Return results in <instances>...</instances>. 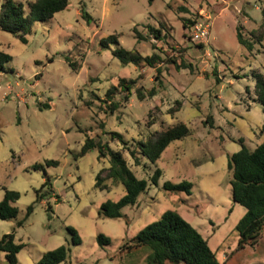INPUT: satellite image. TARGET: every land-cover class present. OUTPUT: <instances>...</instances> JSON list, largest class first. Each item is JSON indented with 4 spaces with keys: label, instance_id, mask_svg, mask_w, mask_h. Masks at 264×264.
Returning a JSON list of instances; mask_svg holds the SVG:
<instances>
[{
    "label": "rangeland",
    "instance_id": "1",
    "mask_svg": "<svg viewBox=\"0 0 264 264\" xmlns=\"http://www.w3.org/2000/svg\"><path fill=\"white\" fill-rule=\"evenodd\" d=\"M195 14L209 20L201 43L190 40L185 23ZM262 23L264 0H69L50 19L34 22L26 42L0 29V49L11 56L8 70L0 71V200L5 188L19 192L13 202L17 217L0 219V238L13 231L14 242L24 244L14 264H38L44 252L62 244L68 256L57 264H153L148 247L122 245L167 209L207 240L219 264H264V229L255 245L237 247L235 225L245 209L232 200L227 168L239 139L252 149L264 138L252 76L264 72V36L251 51L236 38L238 24L248 38ZM148 25L160 29L164 39L153 38ZM133 28L146 38L137 39ZM111 34L125 49L159 53L160 79H154L155 68L122 65L111 54L117 45L100 42ZM65 57L77 63L76 71ZM168 57L177 63L182 58L191 70L177 69ZM121 77L135 82L129 94L119 87L111 94L117 103L111 113L105 93ZM152 86L155 95L137 98V87L146 93ZM177 100L180 108L169 112ZM44 103L49 106L39 108ZM176 120L186 123L188 133L170 142L154 163L143 157L134 165L127 148ZM110 132L120 133L126 143L111 139ZM87 135L122 149L138 178L149 177L156 167L162 172L134 205L121 208L119 218L98 213L104 201L118 200L124 187L111 180L107 189L95 186L108 158L98 157L96 148L78 155ZM51 160L57 164H46ZM181 180L191 182L189 194L162 187L164 181ZM31 203L30 215L16 227ZM98 234L109 243L100 245ZM0 264H9L4 251Z\"/></svg>",
    "mask_w": 264,
    "mask_h": 264
},
{
    "label": "trees",
    "instance_id": "2",
    "mask_svg": "<svg viewBox=\"0 0 264 264\" xmlns=\"http://www.w3.org/2000/svg\"><path fill=\"white\" fill-rule=\"evenodd\" d=\"M153 0H149L151 3ZM69 0H29L26 5L21 1L3 0L0 4V29L19 38L20 41L26 42L27 34L32 24L36 21L43 22L50 19L54 13L65 9ZM83 18L90 21V17L83 8L80 9ZM188 17L185 19L186 27L191 29L193 23L198 19ZM148 31L156 40L164 39L165 35L158 28L147 26ZM241 26H236V38L248 51H251L254 44L260 42L264 36V24L262 23L257 29L251 31L250 37H244ZM133 31L137 39H145L135 28ZM114 42L117 46L111 49V54L117 58L122 65L133 64L137 67L149 66L155 68L154 79H160L161 68L158 64L163 62L159 53L142 55L137 50H128L119 45V41L114 34L108 35L101 39L103 47H108L109 42ZM201 43V42H199ZM201 46V44H199ZM154 48V47H153ZM160 49V47H158ZM11 56L0 49V71L8 70L6 63ZM73 71L77 70V63L65 57ZM175 65L177 69L188 68L191 65L185 63L180 58L177 60L173 57L166 59ZM215 74V73H214ZM216 76V75H215ZM255 100L261 105L264 117V72H253ZM215 81L219 78L216 76ZM134 79H118L117 85L107 89L105 95L109 97V112L117 108V103L112 101L114 91L119 87L122 91L130 93ZM136 96L139 100L144 97H152L156 94V89L152 86L145 92L142 87L135 89ZM126 98V95L124 96ZM174 107L169 112L176 111L180 108V101H175ZM48 103L39 105V108L48 107ZM210 116L205 121L208 122ZM152 122V121H149ZM84 133L86 131L81 130ZM264 134V122L260 127ZM188 133V127L185 122L176 120L171 124L150 132L146 139H139L134 142L133 148L129 150V156L134 165H139L141 158H146L150 162H155L170 142L184 137ZM111 139H118L123 144L126 141L118 132H110ZM240 140V148L229 155L227 168L231 173L229 180L232 200L244 207L245 212L238 220L235 228L238 232L237 247L243 248L246 245L253 246L256 244L259 235L264 229V138L252 149L248 148ZM98 150V157H107L108 166L99 169L95 176V186L101 190L107 189V181L120 182L124 187V194L116 201H104L99 210V214L104 218H119L123 216L121 208L126 205H134L138 195L144 192L150 184H157L159 177L162 175L160 168L156 167L149 177L138 178L131 171L127 160L124 157L122 149H112L107 142H101L99 139L85 137L78 155L82 156L90 149ZM46 164H57V161H46ZM34 168L41 167V164H34ZM47 183V180L43 182ZM163 189L168 191H184L187 194L191 192L192 184L187 180L178 182L164 181ZM19 198V192L10 189H4L3 196L0 200V219H15L18 214L17 207L13 204ZM40 199L37 196L36 200ZM33 209V203L26 206L24 216L15 221V226L19 227L24 220L30 215ZM50 205L47 210H50ZM75 233L74 229H69ZM97 241L101 244L109 243V239L102 235H97ZM23 243L14 242L13 231L4 233L0 238V251L5 252L9 264L16 262V255L23 247ZM122 246L131 249L145 246L152 251L153 264H219L215 253L210 249L208 242L201 234L184 218L174 210H165L160 217L147 224L139 232L126 241ZM68 256V248L62 244L52 250L43 253L38 264H57L65 261Z\"/></svg>",
    "mask_w": 264,
    "mask_h": 264
},
{
    "label": "built area",
    "instance_id": "3",
    "mask_svg": "<svg viewBox=\"0 0 264 264\" xmlns=\"http://www.w3.org/2000/svg\"><path fill=\"white\" fill-rule=\"evenodd\" d=\"M208 28V17H206L205 15L204 17L199 16L198 19L193 23L189 31L190 40L198 43L204 41L208 36Z\"/></svg>",
    "mask_w": 264,
    "mask_h": 264
}]
</instances>
